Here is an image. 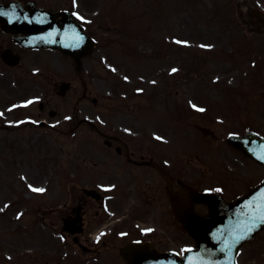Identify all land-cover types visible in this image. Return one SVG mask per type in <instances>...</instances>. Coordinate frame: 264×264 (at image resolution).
<instances>
[{"label": "rangeland", "instance_id": "374dc122", "mask_svg": "<svg viewBox=\"0 0 264 264\" xmlns=\"http://www.w3.org/2000/svg\"><path fill=\"white\" fill-rule=\"evenodd\" d=\"M254 7L264 13V0H100L96 48L80 73L54 51L26 53L6 71L0 61V255L5 234V247L19 252L14 237L34 217L36 171L50 175L39 184L54 193L55 181L83 163L77 159L105 147L87 124L70 131L67 116L148 150L195 189L232 200L253 187L264 168L225 138L247 129L264 136V28L255 29L247 12ZM138 23L142 39L133 37ZM63 81L70 83L64 97ZM50 109L60 115L48 117ZM58 188L64 195V182ZM16 211L25 213L21 220ZM193 244L181 228V248ZM250 244H264V231Z\"/></svg>", "mask_w": 264, "mask_h": 264}, {"label": "flooded vegetation", "instance_id": "af4514ba", "mask_svg": "<svg viewBox=\"0 0 264 264\" xmlns=\"http://www.w3.org/2000/svg\"><path fill=\"white\" fill-rule=\"evenodd\" d=\"M6 1L11 0H0ZM18 1L32 2L46 10H67L75 13L85 28L98 26V0ZM5 50L19 54L29 51L0 27V55ZM98 135L104 141L107 137L111 144L96 149L99 152L96 157L77 159L91 163L72 166L74 171L65 175L63 181L65 195H58L62 183L59 178L55 181L56 191L51 193L47 184H39L46 175L36 171L33 187L44 191L33 197L30 209L34 217L29 223H21L23 227L15 233L19 252L5 247L11 241L9 235L1 239L6 251L0 255V264H127L120 248L133 240L148 241L161 252L183 253L181 226L175 222L170 208L166 180L155 168L140 164L145 159L154 160L148 150L130 143L127 149L120 147L119 140L125 141L118 135L102 131ZM160 165L168 170L166 164ZM168 172L176 188L182 177L177 172ZM14 214L19 220L25 215L20 211ZM239 262L264 264V244L252 245L241 252Z\"/></svg>", "mask_w": 264, "mask_h": 264}, {"label": "water", "instance_id": "95a60500", "mask_svg": "<svg viewBox=\"0 0 264 264\" xmlns=\"http://www.w3.org/2000/svg\"><path fill=\"white\" fill-rule=\"evenodd\" d=\"M12 10L21 14L16 30L25 32L29 46L57 48L71 56L79 69L80 59L89 52L92 40L70 16L64 14L58 19L52 12L34 9L32 19L27 21L25 17L32 14L29 7L14 3L0 4V12ZM9 14L5 19H11ZM0 20L3 22L2 17ZM65 88L66 85L62 90ZM227 141L264 165V138L247 132L243 136L229 135ZM167 179L175 217L196 240V247L180 258L173 252L158 253L148 244L134 242L121 250L128 264H236L235 257L240 246L264 228V222L258 219L264 215V179L231 203H226L217 192H197L186 186L173 190L168 176ZM196 203L208 204L209 213L198 215L195 212ZM254 222L256 227L247 238L238 240Z\"/></svg>", "mask_w": 264, "mask_h": 264}, {"label": "snow or ice", "instance_id": "6c2138e0", "mask_svg": "<svg viewBox=\"0 0 264 264\" xmlns=\"http://www.w3.org/2000/svg\"><path fill=\"white\" fill-rule=\"evenodd\" d=\"M74 2H75V0H74ZM0 14H6V13H0ZM74 15H76L75 13H74ZM16 17H13V19H15ZM79 19H83L82 17H78ZM25 19H27V17H25ZM10 22H11V20H10ZM177 43H182L181 41H177ZM202 47H203V45H202ZM176 70L175 69H173V72H175ZM29 103H31V101H29ZM193 107L195 108V105H193ZM196 110L197 111H204V109H202V108H196ZM156 139H161V137H156ZM30 188H31V186H29ZM31 190L32 191H34V192H43L44 191V189H42V188H31ZM217 191H219L218 189H217ZM7 207V206H6ZM0 210H2V209H0ZM258 219L261 221V222H264V215H261L260 217H258ZM256 227V223L254 222L253 224H252V226H250V227H248V229H247V232L245 233V235L244 236H241V237H238V240H240V239H245V238H247V235L249 234V233H251L253 230H254V228ZM147 231H151V229H148ZM97 239H99V237L97 238Z\"/></svg>", "mask_w": 264, "mask_h": 264}]
</instances>
